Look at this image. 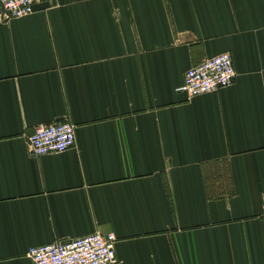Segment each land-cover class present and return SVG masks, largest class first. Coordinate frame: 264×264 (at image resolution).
Masks as SVG:
<instances>
[{
  "label": "crops",
  "instance_id": "crops-1",
  "mask_svg": "<svg viewBox=\"0 0 264 264\" xmlns=\"http://www.w3.org/2000/svg\"><path fill=\"white\" fill-rule=\"evenodd\" d=\"M229 52L234 83L178 91ZM74 147L34 156L36 127ZM264 0H50L0 13V264L117 236L113 264H264Z\"/></svg>",
  "mask_w": 264,
  "mask_h": 264
},
{
  "label": "built area",
  "instance_id": "built-area-1",
  "mask_svg": "<svg viewBox=\"0 0 264 264\" xmlns=\"http://www.w3.org/2000/svg\"><path fill=\"white\" fill-rule=\"evenodd\" d=\"M50 0H0V13L6 19L31 14L40 2ZM237 73L232 56L224 52L192 66L178 91L189 98L216 91L234 83ZM76 143L75 126L70 121L53 122L36 127L29 137L34 156L64 152ZM264 208V193L262 195ZM115 233L94 232L67 241L32 246L29 257L35 264H113L117 261Z\"/></svg>",
  "mask_w": 264,
  "mask_h": 264
}]
</instances>
